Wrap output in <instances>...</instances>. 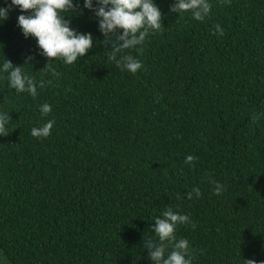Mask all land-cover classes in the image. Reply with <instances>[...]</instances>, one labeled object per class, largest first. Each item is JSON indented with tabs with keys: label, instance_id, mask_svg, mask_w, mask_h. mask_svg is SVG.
<instances>
[{
	"label": "trees",
	"instance_id": "1",
	"mask_svg": "<svg viewBox=\"0 0 264 264\" xmlns=\"http://www.w3.org/2000/svg\"><path fill=\"white\" fill-rule=\"evenodd\" d=\"M209 2L196 21L155 0L163 32L126 50L143 64L136 74L107 61L85 0L65 18L94 46L71 65L53 58L58 78L17 26L31 10L0 21V64L20 65L38 88L17 93L0 73V112L12 118L0 135V264H153L143 244L158 241L151 229L166 207L196 225L176 230L193 264L264 261V0ZM217 23L225 35L212 34ZM49 120L51 135L33 138ZM209 177L226 191L214 194ZM195 187L202 195L187 199Z\"/></svg>",
	"mask_w": 264,
	"mask_h": 264
},
{
	"label": "clouds",
	"instance_id": "2",
	"mask_svg": "<svg viewBox=\"0 0 264 264\" xmlns=\"http://www.w3.org/2000/svg\"><path fill=\"white\" fill-rule=\"evenodd\" d=\"M221 4L228 0H220ZM13 7H19L22 13L18 17L17 26L23 35L36 38V44L40 54L48 58L44 69L52 71L54 77H59L55 69H51V63L59 58L65 65H71L83 58L94 46L92 33L78 32L71 27V20L65 15L80 11L74 0H11L7 8H0V21L7 20L9 11ZM84 7L94 12L99 22V30L104 34L106 48L111 51L107 55V61L113 63L122 71L136 74L143 68L142 62L126 50L135 49L142 51L139 46L145 42L150 34L163 32L164 13L161 12L155 0H85ZM213 5L209 0H175L169 9L171 13H190L196 21H204L209 18ZM213 35L223 36L225 30L219 23L215 24ZM54 58V60H53ZM33 57L29 56L24 64ZM0 73H6L8 88L17 93L27 92L33 98L38 96L37 82L27 75L20 65H14L11 60L6 59L0 64ZM51 84L52 81L47 82ZM45 82H39V88H44ZM52 111L51 105L43 103L40 105L42 116H47ZM262 114L253 113L251 123L255 124ZM12 118L7 112H0V135H9L8 124ZM55 121L49 120L40 127H33L31 135L35 139L43 140L51 135ZM198 157L188 155L184 163L195 167L194 161ZM216 195L226 191V186L209 177ZM202 195L198 187L187 193V199L199 198ZM177 198L179 195L177 194ZM152 231L158 237V241L148 239L143 247L148 250V258L153 264H193V249L190 242L185 238H177L176 230L180 225H196L186 214L174 211L166 207L161 216H157ZM172 250L168 252L167 250ZM167 253V254H166ZM245 264H264V261L245 259Z\"/></svg>",
	"mask_w": 264,
	"mask_h": 264
}]
</instances>
